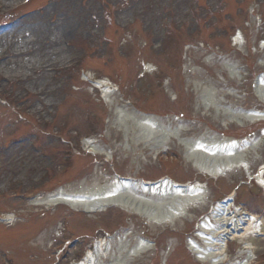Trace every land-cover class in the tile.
I'll return each instance as SVG.
<instances>
[{
    "label": "rangeland",
    "instance_id": "obj_1",
    "mask_svg": "<svg viewBox=\"0 0 264 264\" xmlns=\"http://www.w3.org/2000/svg\"><path fill=\"white\" fill-rule=\"evenodd\" d=\"M24 2L0 0V53L14 35L28 68L10 72L4 64L13 57L0 58V215H16L13 229L0 223V264L7 253L10 264H60L51 250L64 240L70 250L61 264H74L106 235L116 238L118 254L127 233L131 248L142 241L153 247L133 264H202L188 251L196 223L235 190L242 211L264 226V190L238 186L249 182L245 170L210 178L186 162L184 147L204 137L252 141L264 134V122L239 126L215 106L264 111L254 93L264 75V0H34L18 9ZM253 10L262 25L248 18ZM238 30L243 48L234 40ZM49 31L64 51L54 65L42 55ZM84 75L111 82L115 106ZM145 115L172 134L165 147L137 135L132 122ZM83 138L103 154L84 152ZM66 153L74 162L64 168ZM258 154L248 158L253 173L264 165V146ZM55 175L57 182L42 189L44 178ZM118 177L141 187L163 179L199 183L207 199L160 225L121 208L92 215L63 206L36 210L28 198L58 189L79 193ZM250 242L251 255L231 243L225 264H264V238Z\"/></svg>",
    "mask_w": 264,
    "mask_h": 264
},
{
    "label": "bare ground",
    "instance_id": "obj_2",
    "mask_svg": "<svg viewBox=\"0 0 264 264\" xmlns=\"http://www.w3.org/2000/svg\"><path fill=\"white\" fill-rule=\"evenodd\" d=\"M5 4L7 5L8 3L6 2ZM3 7L0 3V8ZM83 16L85 17L86 15L84 14ZM52 34L54 33L49 31V33L45 32L42 36V42L46 47L45 54L42 55L44 60L46 58L53 60L52 65H54L56 60L64 56V51L58 47L57 41L50 38ZM14 45L17 47H14L13 52L8 56L13 57V59H8L4 64V67L10 72L27 67L26 61L19 59L23 54L20 52V45L16 38ZM17 49L18 51H16ZM4 58L6 57H1V59ZM44 60L42 64H44ZM33 61L34 63L37 62L36 60ZM230 70L232 72L233 68ZM257 93L258 97L264 102V76L259 80ZM106 95L109 96V93L106 92ZM209 101L212 103L213 100ZM215 106L220 110V105ZM222 109L224 111L229 110L228 108ZM123 112L120 114L123 115ZM129 115L130 113L126 112L124 117ZM230 115L231 118L236 119L239 123H259L264 120V113L231 112ZM155 118L143 116L137 121L133 120L132 123L141 140L156 141L158 147H165L168 140L173 138V136L165 131ZM261 144L262 140L249 143L248 141L231 142L228 140L206 139L194 144H186V147L190 150L186 161L199 172L213 179H218L235 169H245L249 172L251 168L246 160L249 157L247 154L258 152ZM96 150L101 151V148L99 147ZM251 176L264 188V175L262 173L258 176L251 174ZM205 199H207L205 185L198 184L192 187H182L177 186L173 181L167 180L143 188L130 182L116 181L111 184L100 185L94 189L81 190L79 193L66 195L61 192L40 202L47 203V205L65 204L85 213H98L108 208L118 207L149 219L152 223L170 225L176 220L186 217L191 206L203 204ZM232 205L233 203L230 202L220 204L212 212V216L207 218L198 228L199 235L197 237L201 241L194 242L191 249L202 262L224 264L229 256V249L226 250V248L230 241H238L240 245H245L242 252L254 250L248 244L253 236L262 233L263 223L259 222L256 217L247 218L249 216L247 212L239 214L235 210L230 214L229 209ZM202 242L203 245L199 244ZM112 245L114 246L113 242L101 241L93 250L88 252V256L82 264H107V262L111 263L108 259L111 257L112 262L115 264H131L139 254L147 253L151 250V246L145 242L138 243L131 248L128 240H126L117 245L121 248V252L116 254L112 253ZM130 248L132 249L131 251ZM246 264H249V262Z\"/></svg>",
    "mask_w": 264,
    "mask_h": 264
}]
</instances>
